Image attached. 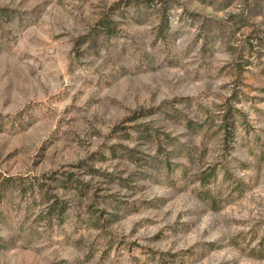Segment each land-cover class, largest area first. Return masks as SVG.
Returning a JSON list of instances; mask_svg holds the SVG:
<instances>
[{"label":"rangeland","instance_id":"rangeland-1","mask_svg":"<svg viewBox=\"0 0 264 264\" xmlns=\"http://www.w3.org/2000/svg\"><path fill=\"white\" fill-rule=\"evenodd\" d=\"M0 264H264V0H0Z\"/></svg>","mask_w":264,"mask_h":264}]
</instances>
